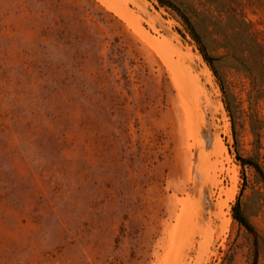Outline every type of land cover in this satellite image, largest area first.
I'll use <instances>...</instances> for the list:
<instances>
[{
  "label": "rangeland",
  "instance_id": "1",
  "mask_svg": "<svg viewBox=\"0 0 264 264\" xmlns=\"http://www.w3.org/2000/svg\"><path fill=\"white\" fill-rule=\"evenodd\" d=\"M180 1L215 72L155 0H0V264H250L238 198L264 264V0Z\"/></svg>",
  "mask_w": 264,
  "mask_h": 264
},
{
  "label": "trees",
  "instance_id": "2",
  "mask_svg": "<svg viewBox=\"0 0 264 264\" xmlns=\"http://www.w3.org/2000/svg\"><path fill=\"white\" fill-rule=\"evenodd\" d=\"M160 7H162L166 12L170 14V16L176 20L180 25L181 29H178V33L185 37V35H189L190 38L195 42L197 45V48L199 50V53L201 54L204 61L209 65V67L215 72L214 67V57L210 54L208 50V46L204 37V34L202 32L203 28H210L212 26V23H209V21L199 16L200 24H198L194 20V13L187 7L185 4L180 0H155ZM215 1H221V0H215ZM198 14V13H197ZM241 19L242 26L247 27L246 20L241 16V14H238ZM242 17V18H241ZM251 47L247 49V54L249 57L252 58V61L257 67H252V65L249 67H246L249 74L258 75L259 73L257 68H261V60L263 61V51L261 50L259 43L253 39H251ZM216 74V73H215ZM261 89L257 91L260 93V97H264V83L260 84ZM233 132H234V124L232 123ZM253 128L256 129L253 125ZM234 134V133H233ZM256 135V134H255ZM257 136V135H256ZM237 136L234 134V142L237 144ZM236 158L239 161L241 167L243 170H246L248 168H252L255 170V172L261 177V180L264 183V171L261 167L260 163L257 159L254 157H243L239 151H236ZM243 179L245 180V175L243 174ZM244 187L241 188L240 193H242ZM232 218L235 222L238 223L239 226L246 229V231L252 236L253 238V256L250 264H258V243L260 240H263L259 231L256 229V227L253 225V223L250 221V219L247 217V215L242 210L241 201L238 198L235 202V204L232 207Z\"/></svg>",
  "mask_w": 264,
  "mask_h": 264
},
{
  "label": "bare ground",
  "instance_id": "3",
  "mask_svg": "<svg viewBox=\"0 0 264 264\" xmlns=\"http://www.w3.org/2000/svg\"><path fill=\"white\" fill-rule=\"evenodd\" d=\"M105 1V0H104ZM107 1V0H106ZM109 1V0H108ZM103 2V1H102ZM108 3V2H107ZM112 3V2H111ZM104 4V3H103ZM109 4V3H108ZM118 4H117V6H116V4L115 5H113V4H109V7H111V9H114L122 18H124L126 21H127V23L131 26V27H133L135 30H137V31H139L140 30V25H139V22L135 19V18H132L129 14H126L125 12H122L123 10L121 9V7H120V9L122 10V11H120V9L118 8ZM125 11V10H124ZM196 203V202H195ZM190 204V203H189ZM193 204V203H192ZM198 204V203H197ZM191 205V204H190ZM194 206L196 205V204H193ZM192 206V205H191ZM193 206V207H194ZM196 207V206H195ZM186 208H188V207H186ZM185 207H183L182 208V210H181V213L179 214V216H177L178 218H176L177 219V221H176V224H175V228L177 229V228H179L180 227V229H181V231L182 232H185L188 228H187V226L188 227H191V228H193V224L191 225V220H192V216L194 217V215H193V213H195V211L196 210H194V212L192 213V211L193 210H187ZM197 209V208H196ZM198 211V210H197ZM195 219V218H194ZM197 219H199V218H197ZM197 219H196V221H197ZM196 221H195V223H196ZM199 222V221H198ZM197 222V223H198ZM201 222V221H200ZM193 223V222H192ZM194 223V224H195ZM202 223V222H201ZM200 224V223H199ZM200 227H202L201 225H200ZM194 228H196V227H194ZM199 228V227H198ZM191 230V229H190ZM194 231H195V229H193ZM198 230V229H197ZM210 231V230H209ZM190 232H192V231H190ZM196 232V231H195ZM197 232H199V231H197ZM207 232V231H206ZM213 233V232H212ZM211 233V234H212ZM171 234V233H170ZM191 234V233H190ZM196 234V233H195ZM210 234V235H211ZM182 235H184L183 233H182ZM208 235V234H207ZM171 236V235H170ZM180 236H181V234H180ZM180 236H179V238H180ZM212 236V235H211ZM182 237H184V236H181V238ZM209 237V236H208ZM207 237V238H208ZM170 238V237H169ZM179 240V239H178ZM195 240H197V239H194V241ZM185 241V240H184ZM199 242V241H198ZM202 242V241H201ZM182 243V242H181ZM194 243V242H193ZM178 244V243H177ZM200 244V243H199ZM178 245H180V244H178ZM193 245V244H192ZM194 246H195V244H194ZM180 246H178L177 248H179ZM184 248V247H183ZM186 248V247H185ZM176 250V249H175ZM179 250V249H178ZM178 250H176V251H178ZM181 250H179L178 252H180ZM184 251V250H183ZM167 252V251H166ZM180 253H182V252H180ZM185 253V252H184ZM173 254H175V253H173ZM182 255H183V253H182ZM179 256H181L180 254H179Z\"/></svg>",
  "mask_w": 264,
  "mask_h": 264
}]
</instances>
